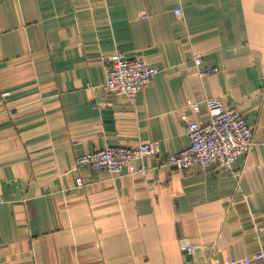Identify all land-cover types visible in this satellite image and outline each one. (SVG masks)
<instances>
[{"label": "crops", "instance_id": "obj_1", "mask_svg": "<svg viewBox=\"0 0 264 264\" xmlns=\"http://www.w3.org/2000/svg\"><path fill=\"white\" fill-rule=\"evenodd\" d=\"M117 51L157 69L133 99L103 86ZM208 97L254 131L240 177L163 164L190 146L188 121L211 120ZM142 141L160 145L133 162L145 175L75 168ZM259 252L264 0H0V264H242Z\"/></svg>", "mask_w": 264, "mask_h": 264}, {"label": "built area", "instance_id": "obj_2", "mask_svg": "<svg viewBox=\"0 0 264 264\" xmlns=\"http://www.w3.org/2000/svg\"><path fill=\"white\" fill-rule=\"evenodd\" d=\"M181 14L180 9H176ZM108 64L107 78L103 86L112 92L125 95L133 99L139 91L149 86L157 72L144 59H129L121 51L104 56ZM196 66L202 64V56L194 57ZM216 70L209 68L201 71L202 75L212 74ZM211 120L207 123L188 121V135L191 144L179 153L166 156L163 164L176 170L187 172L194 167L204 170L219 168L223 171L240 177L235 169L238 158L250 152L255 143L254 131L250 128L241 112L236 108H224L219 98L206 99ZM190 105L199 109V102H190ZM160 153V145L156 141H142L135 146L110 144L102 150L86 153L75 160V168L88 166L94 170H105L114 177L120 176L125 168L131 173L147 174L148 168L141 165L133 167V162L143 160L148 155ZM83 178H78L77 184H84ZM182 248L192 254L196 246L187 239L181 240ZM253 258H264V253L246 255L242 264H250ZM205 264H221L213 261Z\"/></svg>", "mask_w": 264, "mask_h": 264}]
</instances>
